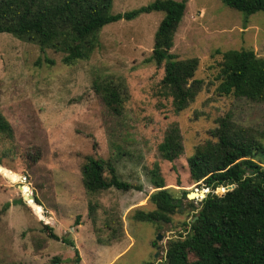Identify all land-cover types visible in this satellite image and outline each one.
<instances>
[{"label": "rangeland", "instance_id": "obj_1", "mask_svg": "<svg viewBox=\"0 0 264 264\" xmlns=\"http://www.w3.org/2000/svg\"><path fill=\"white\" fill-rule=\"evenodd\" d=\"M154 1L114 0L111 12H130ZM186 1L171 53L198 58L196 78L205 86L180 113L163 95L164 68L149 61L163 12L105 26L91 58L71 66L60 53L43 52L32 42L0 33V114L14 134L12 139L0 136V165L23 179L13 183L0 173V264H54L55 258L61 260L58 264H166L170 241L186 235L189 226L184 224L196 213L190 200L183 199V190L198 192L192 199L197 206L205 190L190 178L187 161L196 146L211 138L217 120L227 115L240 126L264 129L263 102L216 92L224 52L247 49L264 58V13L247 18L222 0ZM97 75L125 81L121 117L95 93ZM173 123L183 135L184 153L170 163L160 158L158 146ZM87 156L112 161L122 180L143 191L110 189L88 195L81 174ZM155 163L185 206L170 224L135 218L137 210L156 208L149 201L154 189L147 175ZM25 184L44 218L56 223L58 240L49 237L45 220L24 200L20 187ZM91 204L95 210L90 214Z\"/></svg>", "mask_w": 264, "mask_h": 264}, {"label": "trees", "instance_id": "obj_2", "mask_svg": "<svg viewBox=\"0 0 264 264\" xmlns=\"http://www.w3.org/2000/svg\"><path fill=\"white\" fill-rule=\"evenodd\" d=\"M227 6L250 17L264 13V0H222ZM114 0H0V33L32 42L44 52L53 50L63 55L65 65L91 58L100 46L102 29L122 20H132L141 14L163 12L155 35L150 62L164 68L161 81L163 95L172 99L175 112L186 110L203 90L205 82L196 78L199 59H180L171 53L175 35L182 22L187 1L156 0L137 10L122 14L111 12ZM49 64L53 61L47 60ZM216 92L221 97L245 98L264 103V58L253 50H230L218 63ZM93 89L108 110L116 117L124 113L127 86L120 77L97 75ZM13 128L0 114V136L12 139ZM211 138L196 146L188 158L191 180L209 190L197 206L186 229V235L171 240L166 252V264H264V129L257 131L238 125L227 115L217 120ZM163 161L175 162L184 153L183 135L177 123L171 124L158 146ZM1 163V160H0ZM0 173L13 183L23 179L10 170ZM83 187L88 195L110 189L122 192L143 191L142 186L122 180L115 164L107 159L87 156L81 167ZM154 191L149 201L155 209L137 210L135 218L155 224L172 222V217L184 211L183 199L168 188L158 163L147 173ZM234 186L223 195L220 188ZM35 214L45 220L49 237L58 240L53 232L56 223L44 218L40 202H33L30 188L20 187ZM38 206H36L37 204ZM92 204L90 214L94 212ZM95 218L93 222H95ZM64 242H67L64 240ZM70 243V242H67ZM156 246V244H154ZM77 261L80 255L77 253ZM169 261V263H168ZM54 262H61L55 258Z\"/></svg>", "mask_w": 264, "mask_h": 264}, {"label": "water", "instance_id": "obj_3", "mask_svg": "<svg viewBox=\"0 0 264 264\" xmlns=\"http://www.w3.org/2000/svg\"><path fill=\"white\" fill-rule=\"evenodd\" d=\"M7 170H8V169L3 168V171H7ZM233 188H234L233 185H232V186H228L227 188H225V191L232 190ZM225 191H224V192H225ZM208 192H209V190H208V191H206V189H205V190H202V191H201V194L203 195L202 198H205V197H206V194H207ZM196 195H199L198 192H192V193L188 194L187 197H188L189 200H192V199L195 198ZM29 198H30L33 202H35V196H34L33 194H30V195H29ZM27 199H28V197L24 195V200L26 201ZM200 203H201V202H200ZM35 204H37V203H35ZM36 206H38V204H37ZM157 240H161V236H158ZM168 263H169V261H168ZM54 264H58V263H54Z\"/></svg>", "mask_w": 264, "mask_h": 264}, {"label": "bare ground", "instance_id": "obj_4", "mask_svg": "<svg viewBox=\"0 0 264 264\" xmlns=\"http://www.w3.org/2000/svg\"><path fill=\"white\" fill-rule=\"evenodd\" d=\"M196 196H197V195H196ZM196 196H195V197H196Z\"/></svg>", "mask_w": 264, "mask_h": 264}, {"label": "built area", "instance_id": "obj_5", "mask_svg": "<svg viewBox=\"0 0 264 264\" xmlns=\"http://www.w3.org/2000/svg\"><path fill=\"white\" fill-rule=\"evenodd\" d=\"M32 194V193H31ZM202 199V198H201Z\"/></svg>", "mask_w": 264, "mask_h": 264}]
</instances>
